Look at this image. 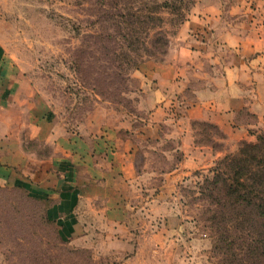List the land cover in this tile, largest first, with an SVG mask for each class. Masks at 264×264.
<instances>
[{
    "label": "rangeland",
    "instance_id": "rangeland-1",
    "mask_svg": "<svg viewBox=\"0 0 264 264\" xmlns=\"http://www.w3.org/2000/svg\"><path fill=\"white\" fill-rule=\"evenodd\" d=\"M164 2L170 7L152 13ZM263 2L0 0V50L31 81L38 98L48 104L49 115L73 134L85 133L91 123L100 129L127 126L131 137L129 132L124 136V128L121 136L132 138L143 151L141 178L148 185L142 204L136 205L141 211L134 210L138 215L132 223L138 227L131 228L130 243L136 249L111 252L98 251L100 241L93 235L62 240L56 223L48 219L49 204L31 198L26 190L0 187V264H231L230 253L237 261L243 259L240 247L248 229L230 221L226 227L231 237L222 242L209 221L217 211L215 200L203 192L205 179L227 156L238 154L242 142L214 150L218 155L202 150L186 162L181 149L188 147L177 138L184 105L168 108L159 141L147 139L153 112L139 71L148 64L167 65L179 39L193 42L188 22L199 12L221 10L216 35L222 36L237 24L263 22ZM133 20L136 39L145 43L136 52L126 42V27ZM155 37L163 39L158 48L151 43ZM202 132L194 129L195 142L203 139ZM263 133L264 128L256 130V140L248 143H257ZM176 168L179 172L171 181L168 170ZM162 181L170 185L167 191H160Z\"/></svg>",
    "mask_w": 264,
    "mask_h": 264
},
{
    "label": "crops",
    "instance_id": "crops-1",
    "mask_svg": "<svg viewBox=\"0 0 264 264\" xmlns=\"http://www.w3.org/2000/svg\"><path fill=\"white\" fill-rule=\"evenodd\" d=\"M209 10L188 22L194 41L179 39L167 65L148 64L139 71L153 112L145 137L159 141L168 108L184 105L177 138L188 147L181 149L186 162L202 150L219 153L196 144V122L216 126L225 136V150L254 142L256 130L264 128V21L237 24L218 36L222 12ZM123 128L130 136L127 126L116 124L100 129L91 123L85 133H70L0 50V187L26 190L49 204L48 219L62 240L93 235L100 252L136 249L130 238L131 228L138 227L132 223L134 210L141 211L136 205L148 187L141 178L145 156L132 138L121 136ZM44 149L47 154L39 152ZM178 172L168 170L167 176L174 181ZM167 184L162 181L160 191H167Z\"/></svg>",
    "mask_w": 264,
    "mask_h": 264
},
{
    "label": "trees",
    "instance_id": "trees-1",
    "mask_svg": "<svg viewBox=\"0 0 264 264\" xmlns=\"http://www.w3.org/2000/svg\"><path fill=\"white\" fill-rule=\"evenodd\" d=\"M162 7L170 5L168 2L161 6L157 4L151 11H160ZM126 29L130 30V37L126 41L130 51L136 52L139 45L145 46V43L136 39L139 34L135 20ZM153 39L151 43L158 48L157 45L163 39ZM193 128H200L204 134L203 139L197 140L196 144L211 146L214 150L223 149L220 140L225 136L216 126L196 122ZM204 185L206 187L203 192H208L210 198L217 200L214 201L217 211L209 221L221 233L222 242H227L231 237L226 227L230 221L249 231L240 247L244 251V258L237 261L236 255L230 253L231 264H264V133L258 136L255 144L242 142L238 154L222 160L212 177L205 179ZM226 246L232 247L228 244Z\"/></svg>",
    "mask_w": 264,
    "mask_h": 264
}]
</instances>
